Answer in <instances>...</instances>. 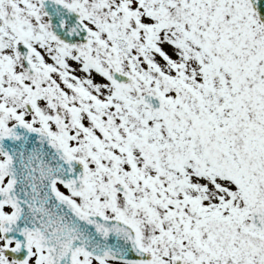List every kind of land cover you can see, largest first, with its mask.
I'll use <instances>...</instances> for the list:
<instances>
[{"label":"snow or ice","instance_id":"obj_1","mask_svg":"<svg viewBox=\"0 0 264 264\" xmlns=\"http://www.w3.org/2000/svg\"><path fill=\"white\" fill-rule=\"evenodd\" d=\"M0 264H264V0H0Z\"/></svg>","mask_w":264,"mask_h":264}]
</instances>
